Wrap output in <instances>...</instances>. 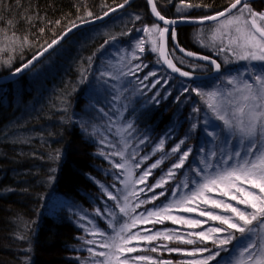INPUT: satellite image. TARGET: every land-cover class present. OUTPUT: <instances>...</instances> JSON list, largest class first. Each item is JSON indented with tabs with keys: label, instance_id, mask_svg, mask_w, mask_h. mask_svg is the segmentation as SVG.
<instances>
[{
	"label": "trees",
	"instance_id": "obj_1",
	"mask_svg": "<svg viewBox=\"0 0 264 264\" xmlns=\"http://www.w3.org/2000/svg\"><path fill=\"white\" fill-rule=\"evenodd\" d=\"M187 2L201 6L182 8L181 0H155L158 10L166 18L197 20L223 11L234 0ZM122 4H125V0H0V77L29 62L48 44L62 37L73 24L100 18ZM250 4L256 12H264V0ZM178 8L182 10L178 11ZM126 12L139 15L137 25L155 22L146 0H137L114 16ZM114 16L103 23L78 31L30 72L16 81L0 85V264H82L80 259L85 257V253L73 249L80 244V239L84 238L82 230L63 219L62 215L55 217L49 214L48 205L54 195L60 194L72 205L80 204L94 212L100 200H109L98 186V182L116 183V178L121 176L120 172L107 162L106 156L100 154L97 144L86 138L81 126L82 121L78 120L84 118V114L92 115L88 112L92 103V84L100 81L96 74L97 66L105 55V39L94 38L90 42L91 38L86 34L95 27L103 28L108 25L114 20ZM124 26L125 29L129 28L124 23L116 24L117 29ZM203 26L207 25L175 28L178 46L185 52L211 56V53L200 49L195 42L196 31ZM134 27L135 25L130 28ZM125 37L127 36L116 35L115 38L126 40ZM179 58L181 68L187 71L189 70L183 65L187 62L191 68L197 65L206 72L210 69L205 64H196L180 55ZM137 64L147 65L142 68L144 71L141 70L143 74L152 71V68L155 71L158 69L174 82L168 84V79L162 76L163 81L154 88V91L160 89L155 100H152L153 91L150 94L143 93L142 97L149 98L147 104L138 109L139 114L130 112H137L134 108L135 102L125 110L126 125L131 124L134 119L133 126L136 122L139 126L140 120L144 119L151 134L161 138L168 136V131H173L163 150L154 155V161L164 157L166 148L175 146L181 139L185 140L182 150L192 149L184 167L176 170L175 177L162 188L154 189V194L164 192L165 195L147 205L144 204V208L148 209V205L155 208L159 204L167 203L170 198L173 200V190L185 178L189 181V188L194 187L191 181L198 179L193 178L190 172L194 164L199 163L194 153L204 145L206 134L204 129V133L200 128L191 129L189 114L194 107L192 104L190 108L186 105L179 108L181 101L177 100L176 95L188 82L175 78L162 66L158 58L154 60L152 56H144L138 59ZM142 73L136 75L137 71L136 78ZM135 75H132L133 79ZM212 81L200 83L211 84ZM164 83L168 85L161 86ZM184 84L186 85L183 86ZM136 102L141 101L138 99ZM170 155L172 157L168 164H163L150 175L149 180L153 185L163 172H168L167 169L171 168L168 167L169 164L178 156L170 153L167 158ZM210 195L218 198V194ZM143 198L144 193L141 194V199ZM212 211L219 213L217 209ZM181 213L179 210L173 211V215L182 216ZM98 223L101 225V222ZM209 223L210 226H218V222ZM149 225L150 228L161 231L174 227L168 220ZM201 229L197 228L196 231ZM188 232L189 229L184 226L180 234ZM236 235L240 236L239 233ZM21 236L25 238L20 239ZM165 244L167 248L184 250L182 254H157L172 264L192 260L184 254L185 251L203 247H208L213 252L217 250L211 242L184 244L162 239L155 242L158 247ZM235 244L236 241H233V244L227 245L229 251H221L220 256L211 264H225L236 254L232 251ZM208 254L205 252L203 256ZM203 256L194 259H201Z\"/></svg>",
	"mask_w": 264,
	"mask_h": 264
},
{
	"label": "snow or ice",
	"instance_id": "obj_2",
	"mask_svg": "<svg viewBox=\"0 0 264 264\" xmlns=\"http://www.w3.org/2000/svg\"><path fill=\"white\" fill-rule=\"evenodd\" d=\"M128 3V0H125ZM151 5V12L165 25H174L176 20L166 19L164 15L157 9L155 0H148ZM182 8L200 7L201 5H193L187 0H181ZM124 7V5H118ZM182 8H178L181 11ZM235 10V11H233ZM115 11V9H111ZM108 13H105L107 15ZM91 15V13H88ZM223 19H220L222 18ZM135 19L139 20L137 16ZM202 20H216L219 27L213 33L212 40L217 39L221 41L220 52H228L238 60L243 61H257L261 64L259 73H252L250 80H238L237 77H231L227 83L233 85V89L227 93L228 97H232L227 101V104L221 99L222 93L217 91L201 92L199 88L184 87L183 93H195L201 97L207 106V109L212 113L215 120L222 122L223 128L221 132L226 133L224 140L219 147L220 159L216 165L211 163V159L217 156L216 150H210L207 155L200 157V163L203 168H196L193 171L200 180L193 179L191 183L194 187L189 189V181L185 178L173 190V200L162 206L156 207L145 212L136 213V209L140 208L146 203H151L158 199L159 196L165 195L164 192L154 194L152 197L144 200L140 199L141 194L145 191H154L156 188H162L169 179L175 177L176 170L184 167L192 153L191 148L182 150V145H185V140L181 139L174 147L171 148L172 154H178L176 161L169 168L168 172L161 177L154 185H148L147 179L152 174V170L157 168L162 162L157 160L146 168L138 177H135L134 168H139L141 164L149 159L145 155L136 161L137 153H126L129 145L125 142L124 149L113 152L110 155L119 156L120 162L114 163L116 169L122 170L124 180L121 181L125 185L120 198L108 192L105 189L106 195L109 199L116 201V206L119 212L128 217V220L118 226L113 223L116 218V213L107 210L111 219L108 226L113 229V235L108 236L104 231L95 227L93 222L89 220V224H93L91 229H88L92 236H101L103 240L99 242V247L107 249L108 251L96 252L93 248H88L87 251L92 256L104 257L102 261H97L96 264H135V262H148V264H172L171 261L161 260L155 261L151 257L137 255L129 258L127 254L135 253L137 248L132 245L133 241H147L151 243L156 240H164L168 242H178L184 244H194L199 241L201 244L211 242L216 251L208 247L197 248L192 251H185L184 254L188 256H203V253H209L201 259H192L183 261L181 264H211L217 257L220 256L221 251L228 252L227 245H233L232 251L237 255L228 261V264H264V12H256L248 0H234L228 8L216 13L213 16L203 17ZM76 25L73 24V27ZM71 31V29H68ZM142 31L152 38L153 52H158L163 62L173 72L179 73L182 77L191 78L192 73L182 71L173 63L172 59L168 58V53L165 47V37L169 33V28L160 27L157 24L152 25L151 28L145 26ZM224 37H227V44L223 43ZM171 38L176 39L175 30L171 31ZM112 39H115L113 37ZM58 41L54 40L48 44L43 52H47ZM107 43V41H106ZM144 39H138L135 43V50L131 53L133 59H139L136 55V50L140 53L145 51ZM180 51H185L183 48ZM43 52L40 55H43ZM187 56H197L198 59L209 61L216 72L221 70V64L210 56H198L197 53L186 52ZM33 59H36L34 57ZM32 61H29L23 67L27 68ZM147 65L136 64L129 69L127 74L135 75L137 71L142 70ZM22 71L17 68L16 72ZM156 72H149L140 81L143 84L149 76H156ZM251 81V82H250ZM160 83L156 80L151 87H155ZM148 87V85H144ZM237 93L238 95H233ZM179 100V97H177ZM193 113H200V108L193 107ZM204 131L208 137L211 138L209 143L215 144L220 140V132L217 129L219 125H211V120L207 113L204 116ZM211 127V130L209 128ZM127 128H132L131 124ZM197 124L193 123L191 129L195 130ZM236 143L233 145L232 140ZM103 142V141H102ZM141 140L140 143H144ZM165 140L161 139L155 146L153 151H162ZM229 146H231L229 148ZM200 152L204 153V147L200 148ZM104 155L103 152L100 153ZM167 155V153L165 154ZM229 161H232L229 164ZM214 171L209 172V169ZM55 171V170H53ZM135 177V178H134ZM53 179V178H50ZM145 185L144 188L137 189V185ZM247 186V187H246ZM183 189H188L183 192ZM178 191L181 194L178 196ZM217 193L219 196L226 197L228 200L214 198L211 193ZM122 201V202H121ZM228 201H235V205ZM203 205L204 207H201ZM243 205V208L239 207ZM212 209H220V214ZM174 210H179L184 213H196L198 217H206V220L198 218H190L185 216L173 215ZM96 215H102L99 209L96 210ZM81 219H87L86 216H81ZM165 220H170L173 224L186 225L191 229L202 228L207 221L218 222V226L208 227L201 231H190L184 235L180 234L176 229H164L152 232V229H143L144 232L151 233L149 235H141L140 231L132 232L139 224L163 223ZM83 227V225H81ZM236 233H239L238 237ZM193 237L194 239L186 238ZM20 239L25 237L21 236ZM87 244L91 245L97 243L95 240H87ZM160 247L167 248V245ZM169 252L184 251L178 248H167ZM150 251L157 252L158 246H153Z\"/></svg>",
	"mask_w": 264,
	"mask_h": 264
},
{
	"label": "rangeland",
	"instance_id": "obj_3",
	"mask_svg": "<svg viewBox=\"0 0 264 264\" xmlns=\"http://www.w3.org/2000/svg\"><path fill=\"white\" fill-rule=\"evenodd\" d=\"M139 16L138 14L126 12L119 16H114L113 21L108 23V25L104 26L103 28H93L91 31L88 32L87 37L91 38L89 39L90 42L96 38V39H105L107 43H105V55L102 57V59L99 61L97 66V75L100 81L92 84V93L90 96L91 99V107L88 108V112H90L92 115H86L84 114V118L78 119L82 121L81 126L83 128V132H85V136L87 139L91 140V142H94L97 144V147H99L100 152H103L104 155L107 158V162L112 164V167L116 169L113 165L114 163L120 162L121 158L119 156L110 155L113 152H117L124 149L125 142L129 145V147L126 149V153H132L135 151L137 153L136 160L132 161L134 164L136 161H139L141 157L147 155L149 156V159L144 161L139 168H134L135 177H138L146 168H148L152 163H154L155 158L154 155L159 151H153L155 146L159 143L161 139L165 140L164 147L169 142V139L172 137V133L170 131L167 132L168 136H165L163 138L161 137H155L151 134L149 126L144 121V119L140 120V125L138 126L137 122L135 123V126H133L134 119L131 120L132 128H127L125 119H124V113L125 110L130 108L134 102L135 106L134 108L137 109V112L134 113L130 111L132 114H139L138 109L142 105L147 104V100L149 98L142 97V94L147 92V94L151 93L153 91L154 98L152 100H155L157 95L160 93L159 91H154L155 87H151V85L156 81L159 80L160 82L163 81L164 76L158 69L152 68V71H148L145 74L142 73L144 71H138L139 75L142 73V75L138 78L133 79L132 74L125 75L124 73H128L129 69L132 68L135 64H137L138 59H133L131 56V53L133 50H135V43L138 39H144L145 44V51L143 53H140L138 50H136V55L141 59V57L144 56H152L154 60L156 58L159 59V53L153 52L151 50L152 48V38L145 34L142 29L145 26H148L149 28L152 27V25L158 23L154 22V24H138L139 20L135 19V17ZM117 21V22H116ZM124 21V22H123ZM115 22V23H114ZM121 25V23H124L128 25V29H125L126 26L121 28H116V24ZM135 25V27L132 29V27ZM160 26V25H159ZM162 27V26H160ZM219 27L218 21L207 26L200 27L196 31L195 36V42L198 44L197 46L200 49H204L205 52L211 53L212 57L216 58L221 66H222V73L219 78L215 79L211 82V84H202L200 81H190L186 87L191 89L192 87H197L201 92L207 93L212 91H217L222 93L221 99L224 101L225 104H227V101L229 99H232V97H228L227 93L229 90L233 89V85H230L227 83L228 79L231 77H237L238 80H250V75L252 73H259L261 70V64L257 61H243L238 60L235 57H233L228 52H220L219 48L221 47V41L217 39L215 42H213L212 37L213 33L216 31V29ZM132 29V30H131ZM116 35H123L127 36L125 39L123 38H115ZM112 38H104V37H110ZM79 39V38H78ZM83 38H81L82 41ZM122 39V40H118ZM133 39V40H132ZM223 43L227 44V37H224ZM175 49L173 45L170 46V55L172 56V59L177 67L181 68L180 66V58L179 54L175 53L173 50ZM210 56V55H206ZM192 62V61H191ZM196 63V62H195ZM197 64V63H196ZM199 64V63H198ZM161 65V64H160ZM159 65V66H160ZM183 65L189 70L188 72L192 73L191 77L199 76V75H208V72L203 70L199 66L190 67L187 63H183ZM204 65V64H203ZM194 66V65H193ZM207 66V65H206ZM209 67V66H208ZM182 71H187L183 68H181ZM212 71V69H211ZM149 72H156V76H149L147 80L143 81V84L140 83L141 80H143V77L148 74ZM195 72H199L198 74H194ZM168 79V84H173V80L170 77L164 76ZM96 80H98L96 78ZM176 82V81H175ZM251 82V81H250ZM167 83L162 84L161 86H165ZM167 84V85H168ZM201 84V85H200ZM144 85H148V87H144ZM184 84L183 86H185ZM130 86V88H128ZM155 86H158L156 84ZM120 93L123 95V97H114L113 94ZM162 94V93H161ZM233 95H238L237 93H233ZM162 98H164V95H161ZM179 97L180 106L181 108L183 105H186V107L190 108V104H192L194 107L200 108V113H193V111L189 110V122L191 124L196 123L197 129L200 128L201 132L204 133L202 130L204 129V116L205 113H207L208 117L211 120V125H219L220 127L217 129L218 132H220V140L216 141L215 144L209 143L211 140L210 137L207 135L205 136V143L202 147H204V153L200 152V149L197 150L194 154L198 157L199 160L198 165L194 164V168H203V165L200 163V157L202 155H207V153L210 150H216L217 156L211 159V163L213 165H216L217 162L220 159V152L219 147L222 146V141L224 140L226 133L221 132V129L223 128L222 122L217 121L212 116V113L207 109L206 104L201 99V97L197 96L195 93H183L182 90H179L178 95ZM181 96H183L181 98ZM136 98V99H135ZM140 100L141 102H136L137 100ZM136 100V101H135ZM193 109V108H192ZM143 111V109L141 110ZM89 114V113H88ZM128 120V119H127ZM190 130V129H189ZM211 130V127L209 128ZM170 133V134H169ZM206 134V133H205ZM141 140H144V143H140ZM103 141V142H102ZM236 143V140H232V144L234 145ZM148 146V147H147ZM174 147V146H173ZM231 146H229L230 148ZM172 146L166 148L167 155L164 157H161L160 160L163 158V162L155 169L152 170V173L154 170L161 168L163 164H168L169 159L172 157L171 155L168 157V155L171 153ZM187 149V148H186ZM176 161V159H175ZM174 161V162H175ZM148 162V163H147ZM170 163L168 167H171L172 164ZM232 161H229V164H231ZM150 164V165H148ZM197 165V166H196ZM190 172L193 178H196L198 180L201 179L200 176L196 175L195 171ZM120 172L121 176L116 178V183L112 184H106L104 182H98V186L102 190V192L106 195L105 189H107L108 192H111L113 195L117 196L118 199L120 198L122 192L125 189V185L121 183V181L124 180V175H122V170L116 169ZM169 170V168L167 169ZM214 171L213 169H209V172ZM166 173H162L158 180L161 179L162 176H164ZM134 177V178H135ZM150 176L147 179L148 185H153L152 182L149 180ZM98 179H95L97 181ZM157 180V181H158ZM170 180V179H169ZM156 181V182H157ZM137 189L144 188L145 185H137ZM247 187V186H246ZM190 189V188H189ZM183 192H187L188 189H183ZM181 194V191L177 193L179 196ZM211 194H217V193H211ZM154 195L153 191H145L144 193V200L152 197ZM107 196V195H106ZM108 197V196H107ZM222 196L218 195L217 199H221ZM169 198V197H168ZM226 201L228 198L222 197ZM109 199V198H108ZM141 199V196H140ZM110 200V201H109ZM106 200H100L96 204V209H99L102 215H96V211L91 212L88 210V208L83 207L80 204H71L67 199H65L62 195L56 194L51 198V201L48 205V213L58 217L63 216V219H67L69 222H72L78 229L82 230V233L84 235V238L80 239V244L77 247H74L73 249L77 252L85 253V257L83 259H80V262L82 264H96L97 261H102L104 257L99 256H92L91 253L87 251L88 248H93L96 252L100 251H108L107 249L100 248L99 242L103 240V237L97 235L92 236L89 234L88 229H91L93 227V224L95 227L101 229L104 231L108 236L113 235V229L108 226V222L111 219V217L108 215L107 210H111L112 212L116 213V218L113 221L115 225H119L121 223H124L128 220L127 216H124L119 212V208L116 206V201H113L111 199ZM172 198L168 200L170 202ZM122 202V201H121ZM167 202V203H168ZM235 205V201H228ZM167 203H162L157 205L156 207L162 206ZM149 203H146V205ZM155 207V208H156ZM201 207H204L201 205ZM239 207L243 208V205H240ZM154 209L151 207V205H148V209L144 208V205H142L140 208L136 209V213H133V215L145 212V210H151ZM219 210L218 212L220 214L227 215L228 213H222V210ZM182 216L190 217V218H198L201 220H206V217H198L196 213H181ZM81 216H86L87 219H81ZM89 220L93 222V224H89ZM170 221V220H168ZM101 222V225L98 223ZM210 221H207L205 225L202 227L201 230L206 229L210 226ZM158 224V223H156ZM173 224V223H172ZM83 225V227L81 226ZM149 223L147 224H139L136 228L132 229V232L140 231L141 235H149L151 233L144 232L143 229H152V232H155L159 229L150 228ZM186 225L181 224H174V227L168 228V229H176L179 231L182 230V227ZM190 231H196L197 229H191L187 227ZM238 236V235H237ZM87 240H95L97 243L94 244H87ZM153 242V244H151ZM151 243L147 241H133L132 245L137 248V251L135 253L127 254L129 258L137 255H143L151 257L155 261H161L163 260L160 258L157 254H160L161 252H169L167 248L164 247H158L157 252H152L150 249L155 245L156 241H152ZM182 252V251H181ZM181 252H174L175 254H182ZM237 254H233L230 259H233ZM197 256H200L199 254ZM195 256V257H197ZM188 258L194 259L193 256H188ZM229 259V260H230ZM228 260V261H229ZM228 261L225 264H228ZM135 264H148V262H135Z\"/></svg>",
	"mask_w": 264,
	"mask_h": 264
},
{
	"label": "water",
	"instance_id": "obj_4",
	"mask_svg": "<svg viewBox=\"0 0 264 264\" xmlns=\"http://www.w3.org/2000/svg\"><path fill=\"white\" fill-rule=\"evenodd\" d=\"M137 0H129L128 3H125L124 4V7H117L115 8V11H110L108 12L107 15H104L100 18H97V19H94V20H91V21H88V22H83L81 24H78L76 25L75 27H72L71 28V31H67L62 37H60L58 40V43L54 44L51 48L48 49L47 52H43V55H40L37 54L35 57L36 59H31L30 61H32L31 64H29V66L27 68H24L23 66L25 65H22L20 66L19 68L22 69V71H20L19 73L15 71L11 72L10 74L4 76V77H0V85L2 84H8V83H11L13 81H16L17 79H19L22 75L30 72L34 67H36L42 60H44L48 55H50L53 51H55L58 47H60L63 43H65L72 35H74L75 33H77L78 31L84 29V28H88V27H92V26H95V25H98L100 23H103L104 21H106L107 19H109L110 17L126 10L133 2H135ZM257 0H248L249 3H253ZM147 4H148V0H146ZM149 10H150V14L153 18V20L155 22H157L159 25H161L162 27H167L169 28V33L166 34V37H165V47H166V51L168 53V58L171 59L170 57V46L171 44L178 50V52L185 58L191 60V61H194V62H197V63H202V64H205L209 67H211L212 71L210 74L208 75H199V76H194V77H191V78H188V77H182L179 75V73H176V72H173L170 68L167 67V65L163 62V58L160 57L159 55V58H160V62L162 64V66L170 73L172 74L174 77H177V78H180L181 80H184V81H189V80H198V81H208V80H214V79H217L221 73H222V66H221V70L219 72H216L214 70V67L210 64L209 61H205V60H201V59H198L197 56H187L186 55V52H182L180 51V48L178 47L177 45V41L176 39L173 40L171 38V31L172 29H175V28H179L181 26H188V27H197V26H201V25H209V24H213L215 22H217L216 20H202V19H187V18H177V19H172V18H166V19H169V20H176V23L174 25H165L163 21H160L152 12H151V5H149ZM158 9V8H157ZM235 11V10H233ZM213 16V15H212ZM220 19H223L220 18ZM198 56H206V55H203V54H198ZM212 59H215L218 63H220L216 58L210 56ZM28 63V62H27ZM26 63V64H27ZM174 63V62H173Z\"/></svg>",
	"mask_w": 264,
	"mask_h": 264
},
{
	"label": "flooded vegetation",
	"instance_id": "obj_5",
	"mask_svg": "<svg viewBox=\"0 0 264 264\" xmlns=\"http://www.w3.org/2000/svg\"><path fill=\"white\" fill-rule=\"evenodd\" d=\"M174 51H175V53H177V54H179L180 56H181V54L178 52V50L175 48V49H173ZM185 52V51H184ZM199 54V53H198ZM185 58V57H184ZM185 59H187V58H185ZM188 60V59H187ZM210 69H209V73L208 74H210L211 73V67H209ZM192 81H195V80H192Z\"/></svg>",
	"mask_w": 264,
	"mask_h": 264
},
{
	"label": "bare ground",
	"instance_id": "obj_6",
	"mask_svg": "<svg viewBox=\"0 0 264 264\" xmlns=\"http://www.w3.org/2000/svg\"><path fill=\"white\" fill-rule=\"evenodd\" d=\"M208 81H210V80H208ZM113 96L114 97H119V98H121V97H123V95L122 94H120V93H115V94H113ZM183 96H181V98H182Z\"/></svg>",
	"mask_w": 264,
	"mask_h": 264
}]
</instances>
